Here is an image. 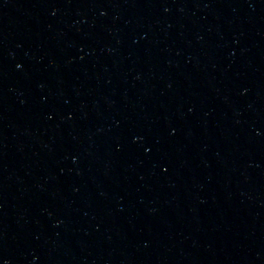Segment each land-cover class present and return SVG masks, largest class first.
<instances>
[{"label": "water", "instance_id": "water-1", "mask_svg": "<svg viewBox=\"0 0 264 264\" xmlns=\"http://www.w3.org/2000/svg\"><path fill=\"white\" fill-rule=\"evenodd\" d=\"M0 264H264V0H0Z\"/></svg>", "mask_w": 264, "mask_h": 264}]
</instances>
